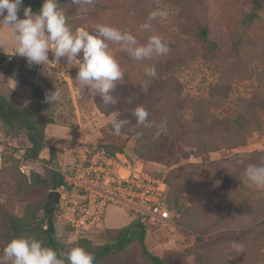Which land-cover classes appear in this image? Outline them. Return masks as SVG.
Masks as SVG:
<instances>
[{"label": "rangeland", "instance_id": "1", "mask_svg": "<svg viewBox=\"0 0 264 264\" xmlns=\"http://www.w3.org/2000/svg\"><path fill=\"white\" fill-rule=\"evenodd\" d=\"M252 2L91 0V3L76 6L69 0H59L73 31H91L95 24L103 23L131 32L140 44L155 35L161 37L169 47L166 55L138 61L127 52L120 51L119 44L109 42L110 51L120 62L124 75L116 81L111 93L117 98V103L107 105L98 94L75 80L78 72L75 62L69 65L66 58H61L59 63L29 67L25 58L10 54L15 47L11 43L10 26L0 25V36L9 39L7 53L0 49V94L24 108L33 109L37 116L47 121L46 147L37 161L28 162L22 158L25 150L31 146L27 132L23 130L17 133L5 127L0 120V256L8 242L2 235L3 222L8 217L35 218L37 232L43 240L44 234L40 227L43 225L44 229L48 228L46 205L49 193L54 189L48 184L32 185V173L50 177L51 171H54L53 158L62 167L72 160L79 146L86 144L104 149L109 154L122 153L130 161L145 162L155 176L166 178L176 168L185 169L189 165L202 167L201 157L197 155L183 159L177 146H172L171 142L167 148H159L161 154L155 160L140 155L137 149L140 142H153L155 146H160L164 143V134L154 139V126L144 127L146 134L140 131L141 126H137L132 116L137 106L145 107L149 112L148 120L153 125L179 121L191 127L200 116L196 98L207 96L213 103L219 104L227 96L223 107L211 111L214 120H219L222 125H232L243 114L244 118L258 125L255 130L249 131L245 146L213 152L209 159L220 162L232 155L264 152V113L257 108L264 104V9L254 23H245ZM23 7L26 6L23 5L18 13L21 19L24 18ZM157 9L167 11L168 16L158 17L150 22V28L143 29L141 26L148 22L149 13ZM202 30H208L207 38L202 37ZM49 59H53L51 52ZM151 66H155V78L145 74V68ZM55 88L61 91L60 101L52 105L45 103L46 92L54 91ZM163 89H170V99H161ZM129 99L132 103H128ZM115 119L127 121L119 133L112 127ZM182 149L185 152L192 151L189 147ZM263 161L262 156L240 158L235 162L238 166L236 172L241 173L249 164ZM218 173L221 179L225 177V173L216 170L214 178L219 176ZM236 182L230 191L233 198L226 208L219 213L215 207L213 209V220L220 213L230 214L228 218L232 216L235 219L231 222L232 227L215 228L211 232L193 231L186 227L181 215L172 210L169 223L150 224L146 228L149 250L171 264H264L261 263L264 250L260 249L258 238L262 232L259 229L253 231L242 220L250 206L245 199L253 189L246 178L238 177ZM218 190L214 188L216 195ZM236 194H240L239 197L236 198ZM216 195L213 197L214 202ZM258 196L257 193L254 198ZM186 198L182 196L181 202H188ZM59 211L60 208L56 207L51 217L56 237L59 242L74 246L82 239L70 235L60 219ZM109 211L110 216L124 224L119 227L107 225L104 231L85 238L94 245L113 240L116 230L134 222L128 212L117 208ZM100 264L151 263L143 256L141 246L136 242L124 252L102 260Z\"/></svg>", "mask_w": 264, "mask_h": 264}, {"label": "trees", "instance_id": "2", "mask_svg": "<svg viewBox=\"0 0 264 264\" xmlns=\"http://www.w3.org/2000/svg\"><path fill=\"white\" fill-rule=\"evenodd\" d=\"M70 1V0H69ZM64 4V1H62ZM43 4V0H24L26 7L31 6L33 12H38ZM264 9V0H253L250 13L246 16L245 23L252 24L258 18L260 12ZM201 35L204 38L208 37V30H202ZM17 80H20L17 77ZM160 96L161 99L168 100L171 97L170 89H163ZM196 108L200 116L193 121L191 127H186L179 121H168L167 132L163 135V144L155 146L152 142L148 144L139 143L138 153L140 155H147L148 159H156L160 156L161 150L159 148H167V144L177 146L178 153L183 159H190L192 156H199L202 158V167L189 165L185 169L176 168L171 171L167 180L169 187L168 203L171 211H176L181 215V220L187 228L198 232H211L215 228H229L232 227L231 222L235 219L230 214H219L216 220H213V209L216 212L224 210L227 204L232 200L233 195L231 189L235 187L238 177L246 178L245 170L241 173L236 172L238 166L235 164L240 158H254L260 157L264 159V152L250 154V155H232L231 158L225 161L213 162L209 156L213 152L226 150H234L246 145L248 134L250 130H255L258 123L249 121L240 114L232 125H222L219 120H214L211 111L223 107L227 102V96L222 99L219 104L213 103L209 97L196 98ZM260 112L264 113V104L257 107ZM0 120L4 126L20 131H26L28 134L31 146L25 150L23 160L28 162H35L40 158L42 151L46 147V126L47 121L36 115L33 109L24 108L17 102L10 100L5 95L0 94ZM264 124V123H263ZM140 131L147 132L146 128L140 127ZM146 134V133H145ZM182 147H189L191 152H185ZM117 150V148H115ZM107 152V151H106ZM108 153V152H107ZM109 154V153H108ZM117 153L109 154L115 156ZM122 154V153H121ZM250 159L246 160L249 161ZM264 162V161H263ZM54 165L51 171V176L46 177L36 172L32 173L31 184L41 185L48 184L51 189L57 190L65 185V179L60 173L61 167L53 158ZM215 167V168H214ZM232 168V169H231ZM233 169L235 171H233ZM220 171L225 173L224 178H214V175ZM243 173V174H242ZM235 180V181H234ZM250 183V182H249ZM251 185V195L245 199V202L250 203L247 207L248 212L245 218L247 226L261 230L259 241L261 242L260 249L264 250V189H258ZM214 188H218L216 195ZM255 189V190H254ZM258 191H257V190ZM259 194L258 198L254 195ZM216 195L217 199L214 202L213 197ZM237 195V194H236ZM240 194L236 196L239 197ZM182 196H186L188 202H181ZM188 203V204H187ZM258 204V206L256 205ZM254 211H257V213ZM48 216V228L44 229L41 225L40 230L44 234V244L57 251V253L66 252L74 246H82L95 256L94 264L100 262L110 256L120 254L128 249L129 246L138 242L141 246L143 256L151 264H171L165 259L154 255L146 244L147 232L146 228L138 221H134L130 225L116 230L113 240L103 245H94L88 239L80 240L76 245L61 243L56 237V231L52 226V218ZM2 235L6 241L10 242L11 239L19 236H35L38 239L39 232H37L36 219H27L19 217H8L3 222ZM7 242V243H8ZM264 262V256L261 263Z\"/></svg>", "mask_w": 264, "mask_h": 264}, {"label": "clouds", "instance_id": "3", "mask_svg": "<svg viewBox=\"0 0 264 264\" xmlns=\"http://www.w3.org/2000/svg\"><path fill=\"white\" fill-rule=\"evenodd\" d=\"M70 3L82 6L91 3V0H70ZM23 4L24 0H0V25L10 26L11 43L15 46L14 52L10 54L25 58L29 67L59 63L61 58H66L69 65L75 62L78 66L75 80L98 94L106 105L117 103V98L111 93L116 87V81L124 75L120 62L110 51L109 42L119 44L120 51L127 52L138 61L169 52L167 43L159 36H150L146 43L140 44L131 32L109 24H95L91 31H73L59 0H43L38 12H33L31 6L23 7L24 18L21 19L18 13ZM167 16L165 10H153L149 13L148 22L141 27L150 28L151 21ZM8 46L7 36H0V49L7 53ZM50 52L52 60L49 59ZM78 56L81 58L77 59ZM145 74L155 78V66L146 67ZM60 99L61 91L55 88L54 91L46 92L44 102L52 105ZM128 103H132V100L129 99ZM132 116L137 126L156 128L154 139L167 132L165 122L153 125L148 120L149 112L142 105L133 110ZM125 123L126 120L115 119L112 127L119 133ZM245 176L247 182L258 189H264V163L249 164ZM94 261V254L82 246H74L58 254L46 246L43 240L23 235L11 239L0 256V264H94Z\"/></svg>", "mask_w": 264, "mask_h": 264}, {"label": "built area", "instance_id": "4", "mask_svg": "<svg viewBox=\"0 0 264 264\" xmlns=\"http://www.w3.org/2000/svg\"><path fill=\"white\" fill-rule=\"evenodd\" d=\"M60 173L65 185L57 189L61 193L57 208L70 235L78 239L104 231L112 207L128 212L145 228L171 220L166 176H155L145 162L84 144Z\"/></svg>", "mask_w": 264, "mask_h": 264}, {"label": "water", "instance_id": "5", "mask_svg": "<svg viewBox=\"0 0 264 264\" xmlns=\"http://www.w3.org/2000/svg\"><path fill=\"white\" fill-rule=\"evenodd\" d=\"M61 193L58 190H52L49 193V200L46 205L47 213L52 217L55 208L60 204Z\"/></svg>", "mask_w": 264, "mask_h": 264}, {"label": "crops", "instance_id": "6", "mask_svg": "<svg viewBox=\"0 0 264 264\" xmlns=\"http://www.w3.org/2000/svg\"><path fill=\"white\" fill-rule=\"evenodd\" d=\"M111 209H116V208L112 207V208H110V210ZM109 213H110V211H109ZM121 224H124V223H120L113 216H110V214H108V216H107V225H109L111 227H119V226H121Z\"/></svg>", "mask_w": 264, "mask_h": 264}]
</instances>
